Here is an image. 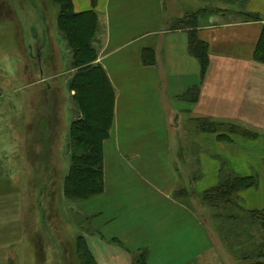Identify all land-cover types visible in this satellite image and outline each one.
I'll use <instances>...</instances> for the list:
<instances>
[{
    "label": "crops",
    "instance_id": "crops-1",
    "mask_svg": "<svg viewBox=\"0 0 264 264\" xmlns=\"http://www.w3.org/2000/svg\"><path fill=\"white\" fill-rule=\"evenodd\" d=\"M72 3L75 13L93 10L90 0ZM95 11L97 64L114 88L115 118L104 149L106 190L88 203L89 213L107 238L131 253L146 249L147 264H229L204 204L179 195L218 186L220 162L245 160L250 167L239 176L258 178L255 171L260 188L243 191L246 210L264 211V64L255 60L264 0H99ZM188 16L194 24L174 28ZM191 31L208 46L203 77ZM203 119L249 136L222 139L200 129Z\"/></svg>",
    "mask_w": 264,
    "mask_h": 264
},
{
    "label": "rangeland",
    "instance_id": "rangeland-1",
    "mask_svg": "<svg viewBox=\"0 0 264 264\" xmlns=\"http://www.w3.org/2000/svg\"><path fill=\"white\" fill-rule=\"evenodd\" d=\"M60 15L61 6L53 0H0V244L8 245L0 252V264H147L146 249L131 253L118 240L107 238L97 214L89 213V202L106 190L105 150L104 192L90 198L69 188L74 160L82 153L72 128L86 113L82 97L73 90L81 68L59 27ZM92 46L99 54V34ZM234 126L218 130L249 136ZM224 164L238 175L247 174L250 167L245 160L225 159L220 162ZM234 200L240 204L234 212L241 213L264 246L258 230L262 223L255 226L250 219L254 211L246 210L250 199L242 192ZM220 232L215 230L211 237L231 255L228 263L242 264L231 250L235 257L247 255L244 239V247L237 249L227 231ZM258 254L253 253L254 261Z\"/></svg>",
    "mask_w": 264,
    "mask_h": 264
},
{
    "label": "trees",
    "instance_id": "trees-1",
    "mask_svg": "<svg viewBox=\"0 0 264 264\" xmlns=\"http://www.w3.org/2000/svg\"><path fill=\"white\" fill-rule=\"evenodd\" d=\"M53 1L61 6L59 27L66 36L69 48L74 54L76 66L81 68L77 77L78 81L73 85V90L77 91L78 96L82 97V108L86 113L83 122L79 120L72 128V139L76 145L81 144L82 153L78 157L76 156L74 160L73 175L69 180V188L74 191L75 195L90 194L89 197L91 198L104 192V147L110 138L109 133L113 128L115 118V91L104 68L96 63L99 54L92 46L99 32V14L95 11L99 0H90L93 10L85 13H75L72 0ZM252 18L260 20L259 17ZM195 20V16H188L186 18L187 24L180 21L174 28L188 27L194 24ZM189 49L190 53L200 62L203 77L209 66L208 46L199 40L195 31H191L189 34ZM255 60L264 64V30L255 51ZM199 122L200 129L209 133H218V129L223 128L225 124H229L212 123L205 119L199 120ZM220 138L230 139L225 132L220 135ZM222 169L224 175L218 186L201 194L194 191L191 194L185 192L179 196H197L199 202L204 204L207 215L212 216V220L207 221L212 236H214L213 234L217 229L221 230V235L223 231H227V236L238 243L236 245L237 249L240 246L247 245V255L244 253L241 254L242 256L237 255L235 257V252L231 250L237 261L242 264H264V261H262L264 260V246L258 244V241L254 238L255 234L250 233L246 222L244 223L243 219L240 218L241 213L234 212L236 207L233 206L234 197L243 191L257 188L259 179L257 177L239 176L234 170L226 168L225 164ZM204 214L206 216V213ZM250 214H252L250 219L255 226L259 222L262 223L261 228L258 230L259 234L264 237V211H254ZM243 226L246 227L243 231H240ZM243 239L244 245H241ZM218 245H221V242ZM253 253H259L257 255L259 260L254 261L256 257H253Z\"/></svg>",
    "mask_w": 264,
    "mask_h": 264
}]
</instances>
